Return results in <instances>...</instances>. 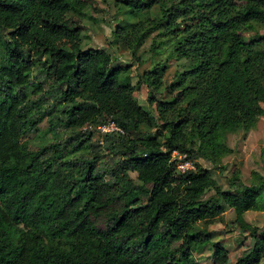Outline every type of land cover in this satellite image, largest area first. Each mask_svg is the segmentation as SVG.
<instances>
[{
	"label": "trees",
	"instance_id": "trees-1",
	"mask_svg": "<svg viewBox=\"0 0 264 264\" xmlns=\"http://www.w3.org/2000/svg\"><path fill=\"white\" fill-rule=\"evenodd\" d=\"M117 1L137 19L116 26L114 41L137 59L166 17L175 55L191 60L180 81L165 84L164 58L133 83L108 47L83 46L72 14L86 0H0V264H196L203 244L223 264L204 223L226 208L251 238L231 264H264V236L244 220L264 210V174L246 183L234 171L224 189L187 144L192 131L218 153L221 130L262 113L264 36L243 29L264 21V0ZM154 5L161 16L149 15ZM141 83L156 115L134 96ZM45 115L68 135L31 148L22 137ZM174 151L193 167L181 170Z\"/></svg>",
	"mask_w": 264,
	"mask_h": 264
},
{
	"label": "rangeland",
	"instance_id": "rangeland-1",
	"mask_svg": "<svg viewBox=\"0 0 264 264\" xmlns=\"http://www.w3.org/2000/svg\"><path fill=\"white\" fill-rule=\"evenodd\" d=\"M86 1L88 5L85 9L77 10L76 14H72V17L82 26L83 46L108 47L114 62L130 64L133 83L145 68L164 58L168 64L164 74L165 84L173 79L180 81L183 78L191 60L185 56L175 55L172 36L164 29L166 17H163L147 34L138 49L140 59H137L132 56L127 46L114 41L115 27L121 23H132L137 17L118 11L119 1L117 0ZM149 15L151 17L161 16L159 6L154 5L149 10ZM243 35L246 38H251L254 35L264 36V21L249 22L244 26ZM153 40L156 41L154 45ZM257 46L264 47V40L260 41ZM262 80L264 84V77ZM147 91L146 84L141 83L134 91V96L142 106L156 115L155 104L147 102ZM167 95L168 88H165L161 96L166 97ZM259 106L262 113L248 125L224 128L218 133L215 139L216 144L220 147L218 153H215V150L194 132H187V144L190 147L198 148L204 154L198 156L196 160L209 170L211 176L224 189L230 190L229 177L234 171L238 172L240 178L246 183H257L260 180L259 175L264 174V101L259 102ZM49 125L48 117L45 115L35 126L25 132L22 139L31 148H37L57 140L62 141L68 135V130L50 129ZM154 127L155 120H152L150 129ZM100 138L101 132L94 130L93 139ZM184 155L177 151L172 153V157L177 162L184 161ZM129 174L135 182H139L135 171H129ZM213 192L210 189L204 196H209ZM234 216L233 209L226 208L219 217L204 223L209 230L215 232L213 239L220 240L221 245L227 251L228 260L223 264H231L251 241L247 228L235 226L231 222ZM244 220L250 226L255 227L260 236H264V210H247L244 212ZM211 251V247L207 244L197 248L193 252L196 264H218L217 259L211 255Z\"/></svg>",
	"mask_w": 264,
	"mask_h": 264
},
{
	"label": "built area",
	"instance_id": "built-area-1",
	"mask_svg": "<svg viewBox=\"0 0 264 264\" xmlns=\"http://www.w3.org/2000/svg\"><path fill=\"white\" fill-rule=\"evenodd\" d=\"M115 126L113 125V123H109V124H107V125H103V126H101V128L103 129V130H109V129H113ZM180 162H182V163H180ZM180 162H178V167L181 169V170H183V169H185V168H188V167H193V164L191 163V161H189V160H184V161H180Z\"/></svg>",
	"mask_w": 264,
	"mask_h": 264
}]
</instances>
